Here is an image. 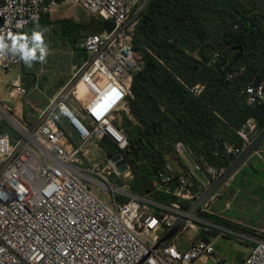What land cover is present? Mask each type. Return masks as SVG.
Listing matches in <instances>:
<instances>
[{
    "label": "built area",
    "instance_id": "1",
    "mask_svg": "<svg viewBox=\"0 0 264 264\" xmlns=\"http://www.w3.org/2000/svg\"><path fill=\"white\" fill-rule=\"evenodd\" d=\"M142 1L64 0L60 4L111 20L114 27L85 35L78 45L86 53L85 61L75 69L66 87L79 79L55 106L66 87L51 100L37 121L50 110L48 117L34 132L37 123L29 121L30 116L22 109L26 88L8 89L7 96L16 101L14 104L0 99V264H196L210 260L235 264L217 256L205 238L191 239L189 246L181 249L177 234L156 248L188 211L178 202L171 206L151 202L109 179L113 173L127 179L132 173L124 160L130 143L115 123L114 113L128 106L133 76L146 64L134 44L138 20L121 29ZM50 12L51 5L44 0H0V38L10 46L13 35ZM22 63L19 55L6 52L0 56V71L11 73ZM202 88L197 85L192 91L199 95ZM242 93L249 105L264 104V82L249 85ZM10 127L15 129L14 135ZM234 131L242 144L227 145L226 149L237 159L259 134L258 123L250 118ZM93 139H108L119 150V158L108 160L103 167L84 163V146ZM172 154L181 169H173L169 155L153 191L170 194V185L176 184L175 198L192 204L228 168L210 165L184 141L174 145ZM88 183L98 185L100 191ZM102 190H110L113 206L102 200ZM220 190L181 231L191 228L203 233L215 228L234 234L251 246L240 264H264V239L200 218ZM158 207L163 209L161 214H157Z\"/></svg>",
    "mask_w": 264,
    "mask_h": 264
},
{
    "label": "trees",
    "instance_id": "2",
    "mask_svg": "<svg viewBox=\"0 0 264 264\" xmlns=\"http://www.w3.org/2000/svg\"><path fill=\"white\" fill-rule=\"evenodd\" d=\"M113 27V21L100 17L85 25L87 34ZM134 44L146 64L133 76L128 98L133 120L125 117L120 126L130 143L124 160L133 175L131 192L141 197L153 192L178 141L210 165L229 167L235 159L227 145L242 144L234 129L250 118L259 132L264 129V104L249 105L242 93L264 82V11L249 0H152L138 19ZM197 85L203 87L199 95L192 91ZM116 154L117 148L111 155ZM155 196L156 202H178L187 211L193 205ZM199 216L264 239L216 215Z\"/></svg>",
    "mask_w": 264,
    "mask_h": 264
},
{
    "label": "rangeland",
    "instance_id": "3",
    "mask_svg": "<svg viewBox=\"0 0 264 264\" xmlns=\"http://www.w3.org/2000/svg\"><path fill=\"white\" fill-rule=\"evenodd\" d=\"M95 17L98 18L97 16L89 14L85 10H81L77 7L71 8L66 6H57L53 7L52 11V18L55 21L60 22V20L70 18L65 22V24L71 32H77L79 30V27L74 24V18L80 19L81 22L87 24ZM68 28L64 32L67 36L70 33ZM34 32H39L41 34L42 39L41 42H38V44L39 46L46 48L47 55L45 56L44 61L41 62L38 59L40 51L39 47H36L34 51L37 59L31 61L30 66L24 61L23 64L15 66L11 73L0 71V85L3 89H9L13 86H21L28 90V95L22 103L23 113L26 116H31L34 111L40 114L42 109L46 107L49 102H51L52 98L50 97L54 94V91L58 89V85L69 79L73 74V64H76L77 62L82 64L86 58L82 50L77 51V55L75 58L73 57L72 53L69 51L67 42L62 38L63 30H61L60 25L54 23L51 25L41 23L31 27V29L27 32L28 43H26V45L28 49H33L32 37ZM87 33L88 32H84L81 42L84 40ZM60 37L62 40H59ZM2 97L3 94L1 93L0 99H2ZM31 122H34L33 119ZM9 132L11 135L16 133L15 129L12 127L9 128ZM98 142L105 143L106 145L109 144V142L105 140H100ZM113 180L114 185L125 186L126 189L124 190L131 191L130 184L133 180L132 173L128 179L123 175H117L116 173V175L113 176ZM88 184L94 191H100L98 185L92 183ZM236 185L237 184L233 187L234 190L238 189ZM224 191H221L215 200L206 208L207 213L216 214L217 216L226 218L224 214L213 210L215 205L219 206L225 204L226 197L222 198ZM100 196L109 206H113L110 190H102L100 192ZM116 196L119 197L120 195L116 194ZM240 198L241 200L243 199L244 208L239 209L238 204H236L235 206L238 209L233 211V217L237 218L240 223L246 226L264 231V194H258L256 198L257 200L255 201L246 200L245 195ZM145 203L151 206L149 202ZM239 203L241 204L242 201ZM211 230L213 231L203 233L191 228L187 229L185 232L180 231L177 235L180 241V248H186L190 244L191 239L201 237L210 241L215 248L216 255L222 257L226 262L240 264L250 253L251 246L248 245L245 240H241V238L235 236L234 234H229L226 231L215 228ZM196 264L215 263L213 260H210L198 261Z\"/></svg>",
    "mask_w": 264,
    "mask_h": 264
},
{
    "label": "crops",
    "instance_id": "4",
    "mask_svg": "<svg viewBox=\"0 0 264 264\" xmlns=\"http://www.w3.org/2000/svg\"><path fill=\"white\" fill-rule=\"evenodd\" d=\"M56 1H61V0H44V2L46 3L47 6L51 5V12L42 16V18L35 25H38L41 23L49 24V25L54 23V24L60 25L61 30H63V34L61 33L63 36L62 38L64 39V41L67 42V46L69 48V51L72 53L73 57L75 58V56L77 55L76 52L79 50H82L81 48L78 47V44L81 42V39L84 36L83 35L84 32L85 33L87 32L85 29L86 23L81 22L80 19L74 18L73 19L75 22L74 24L77 27H79V30L77 32L76 31L71 32L70 29L65 24V22L68 21L70 18L66 19V20H60V22L55 21L52 18L53 7L63 6L60 4L64 0H62L61 3H57ZM53 3H54V5H52ZM71 8H74V7H71ZM77 8H80V7H77ZM80 9L83 10L82 8H80ZM61 23H63V24H61ZM35 25L29 26L23 32H18L15 35H13L10 38V44L13 43V40H15L17 42V44L28 43L27 32L31 29V27H33ZM67 28L70 31L68 36L64 34V32H65V30H67ZM59 40H62L61 37L59 38ZM82 51L86 57L85 51L84 50H82ZM23 63H24V60H23ZM82 64L79 62H77L76 64L75 63L73 64V69H72L73 74H74L75 69L82 66ZM73 74L71 75V77L69 79L61 82L58 85V87H57L58 89H56L54 91V94L50 98L54 99L56 96H58V94L66 87V85L72 79ZM23 81H24V79H23ZM1 88H2L1 93L3 94L2 100L8 101V102L14 104L16 101L14 102L12 99H9V97L7 96L8 89H6V88L3 89V87H1ZM49 105H50V102L47 104L46 107H44L42 109V112L45 111ZM70 105L73 108L76 107L74 102H70ZM40 114L36 113V111H34V113L29 117V121H31L33 119L34 122L38 123L39 121H37V118ZM114 116H115V123L118 126H121L125 117H128V118L133 120V116L131 115L130 109L128 106L127 107H121L118 111H116L114 113ZM98 141L99 140H95V139L89 140L86 143V145L84 146V152H85L84 163H86L88 165H94L96 163H99L103 167L108 163V160L112 159L114 156L117 155V154L111 155L115 151L116 148L113 145H110V143L106 145L105 143H100ZM170 163H171L174 170L177 171V170L181 169L179 160L172 153L170 154ZM114 175H116V174L113 173L109 177L110 181L113 184H114V180H113ZM235 184H237L236 185V187L238 188L237 190L233 189ZM119 186L122 187V185H119ZM176 187H177L176 184L170 185V194H166V193L161 192V191H157V192L153 191L151 194H148V195H145L142 197H144L147 200H150L151 202H154L156 204H159L162 206H168L164 203L156 202V200H155L156 196L155 195L162 193V194H165L166 196H170V199L175 198V196L173 195V191L176 189ZM221 191H224L222 198L226 197L225 204L219 205V206L215 205L213 210L215 212H219V213L224 214L226 216V218H223L220 216H218V217L226 219V220L233 222L235 224H239V225L244 226L246 228L255 230L256 232L264 235V231L259 230L257 228L246 226V225L240 223V221H238L237 218L233 217V211L235 209L236 210L238 209L235 206L236 204H238L239 209L244 208L243 199L241 200V198H240L241 196L245 195L246 200L255 201V200H257L256 198H257L258 194H264V143L231 176V178L227 181V183L222 187L219 194L221 193ZM240 201H242L241 204L239 203ZM173 203L174 202H171L170 206ZM162 212H163V209L158 207L157 208V214H161ZM210 214H212V213H210ZM213 215H216V214H213ZM198 238H201V237H198ZM246 243L249 245V242H246ZM186 248H184V249H186Z\"/></svg>",
    "mask_w": 264,
    "mask_h": 264
},
{
    "label": "water",
    "instance_id": "5",
    "mask_svg": "<svg viewBox=\"0 0 264 264\" xmlns=\"http://www.w3.org/2000/svg\"><path fill=\"white\" fill-rule=\"evenodd\" d=\"M152 0H143L135 9L133 14L128 18V20L123 24L121 29H124L128 25L132 24L136 20H138L143 13V11L147 8V6L151 3ZM254 3L258 8L264 11V0H249ZM79 77H77L71 84H69L65 90L61 93V95L56 99L53 106H55L59 101H61L66 94L69 92L70 88L77 82ZM50 110L46 112V114L39 120V122L35 125L33 132L46 120L49 115ZM264 143V129L255 137L252 143L248 146V148L242 152V154L234 160V162L227 168L222 177L213 184L204 194L198 198V200L191 206L188 210V216H184L180 219V221L176 224V226L168 232V234L157 244L156 248L159 247L162 243H166L172 240L185 226L186 221L189 218L195 217V215L202 209V207L209 201V199L216 194L231 178V176L240 168V166L255 152L257 151L262 144ZM119 155L113 157L114 160L118 159Z\"/></svg>",
    "mask_w": 264,
    "mask_h": 264
},
{
    "label": "clouds",
    "instance_id": "6",
    "mask_svg": "<svg viewBox=\"0 0 264 264\" xmlns=\"http://www.w3.org/2000/svg\"><path fill=\"white\" fill-rule=\"evenodd\" d=\"M41 39V34L39 32H34L32 37L33 49H28L26 44H17L15 40H13V43L9 46L8 44L3 42V38H0V56L5 55L6 52L11 53L12 55H19L20 58L30 66L31 61L37 59L34 49L36 47H39L40 56L38 57V59L43 62L45 56L47 55V51L45 47L39 46L38 42H41ZM62 111L66 112L67 110L62 109Z\"/></svg>",
    "mask_w": 264,
    "mask_h": 264
}]
</instances>
